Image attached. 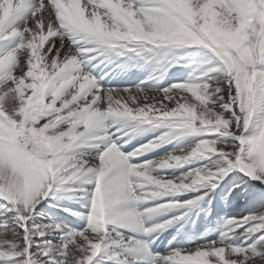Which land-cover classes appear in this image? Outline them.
<instances>
[{"label": "snow or ice", "instance_id": "obj_1", "mask_svg": "<svg viewBox=\"0 0 264 264\" xmlns=\"http://www.w3.org/2000/svg\"><path fill=\"white\" fill-rule=\"evenodd\" d=\"M0 264H264V0H0Z\"/></svg>", "mask_w": 264, "mask_h": 264}]
</instances>
